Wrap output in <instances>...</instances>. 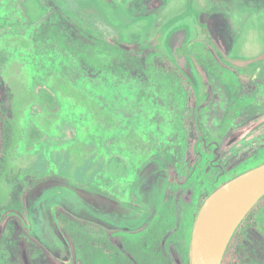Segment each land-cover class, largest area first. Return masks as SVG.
<instances>
[{
  "label": "rangeland",
  "instance_id": "obj_1",
  "mask_svg": "<svg viewBox=\"0 0 264 264\" xmlns=\"http://www.w3.org/2000/svg\"><path fill=\"white\" fill-rule=\"evenodd\" d=\"M187 12L200 30L198 48H187L208 88L197 108L199 163L184 181L185 147L199 137L187 125L194 92L163 59L160 40ZM215 52L240 79L243 104L229 122L235 92ZM5 119L14 122L2 179L9 201L0 207V264H190L203 186L210 191L264 161V0H0V154ZM115 155L127 165L118 177L109 174ZM152 164L167 181L143 229L96 227L60 211L69 257L30 234L26 198L39 183L75 184L74 172L86 166L93 182L77 186L101 194L106 187L114 192L108 197L147 211L128 202L135 176ZM241 249L245 264H264L260 232L247 230Z\"/></svg>",
  "mask_w": 264,
  "mask_h": 264
},
{
  "label": "water",
  "instance_id": "obj_2",
  "mask_svg": "<svg viewBox=\"0 0 264 264\" xmlns=\"http://www.w3.org/2000/svg\"><path fill=\"white\" fill-rule=\"evenodd\" d=\"M199 36L197 19L193 12H187L166 27L160 46L192 83L198 98L202 99L205 92L204 79L187 48ZM159 166H147L137 181L135 195L148 205L147 211L65 181L46 180L39 183L29 191L26 198L30 234L55 255H71L57 221V205L75 217L110 230L143 229L154 218L164 193L167 175ZM263 196L264 163L211 193L202 205L194 225L191 264H222L236 230Z\"/></svg>",
  "mask_w": 264,
  "mask_h": 264
},
{
  "label": "trees",
  "instance_id": "obj_3",
  "mask_svg": "<svg viewBox=\"0 0 264 264\" xmlns=\"http://www.w3.org/2000/svg\"><path fill=\"white\" fill-rule=\"evenodd\" d=\"M199 44L200 43L197 41V42L193 43L192 45H193V47L197 46V48H198ZM190 53H191V51H190ZM161 54H162L163 59H165L169 64L174 65L179 70V68L173 63V61L163 51H161ZM191 55L193 56V58L196 61L194 54L191 53ZM215 59L222 66V68H221V70H223L222 73L228 72L230 74L231 80L233 82L235 96H238L240 93V79H239V77L236 74L231 73L230 70L228 69V67H226L224 64L221 63L217 53L215 54ZM185 79H186L187 83L191 86V83L189 82V80L186 77H185ZM46 95H49V93L47 92ZM46 97H48V96H46ZM47 101H48V103L51 104L50 100L47 99ZM197 102L199 103L198 100H197ZM192 114L196 118V116H195L196 112L192 111ZM193 116H191L192 120L194 119ZM13 120L10 121V119H5L4 127H3V131L5 134V140H4V145H3V148H2V151L0 154V207L9 201L7 194H6V191L3 187L2 179L5 176V174L7 173V171H8L7 169L9 167V163H10L9 162V153H10L11 148H12L11 147L12 143H10V141L12 140V134H13V122H14ZM16 121H17V118H15V122ZM263 163H264V161L256 164L255 167L259 166ZM87 172H88V168L86 166H83V167L81 166L74 172L75 180L77 182V183H75L76 185L81 186V185H86V184H90L93 182V180L91 179L92 177L91 178L88 177ZM220 186H221V184H219L218 186H216L215 188L210 190L209 193H207V194L209 195L210 193L214 192ZM60 211H63L67 214H70L67 211H65L62 207L57 205L56 206L57 215L59 214ZM21 222H22L24 227L28 224V219L26 218V210L24 212V215H22V217H21ZM89 223L95 225L96 227H101L98 224H95L92 222H89ZM250 229H254V230H256V231H258L264 235V196L255 205V207L249 212V214L246 216V218L243 220V222L240 224V226L236 230V232H235L234 236L232 237V240L228 246V249L225 253L222 264H245L244 257L242 255L241 245H242L243 241L245 240L247 230H250Z\"/></svg>",
  "mask_w": 264,
  "mask_h": 264
},
{
  "label": "flooded vegetation",
  "instance_id": "obj_4",
  "mask_svg": "<svg viewBox=\"0 0 264 264\" xmlns=\"http://www.w3.org/2000/svg\"><path fill=\"white\" fill-rule=\"evenodd\" d=\"M182 54H183V52H182ZM197 66H198V68H199V70H200V72H201V74L203 76V79H204L205 92H204L203 98L199 99L198 96L196 95L195 91H194L192 83L189 81L191 83V86L189 84H188V86L193 89V92H194V103H195V108H193L191 110V116H193L192 111H195L196 112V115H195L196 118L193 116L194 119L192 120V122L187 123V125H188L189 128H190V125H191L192 129L194 128V130L199 133L198 134L199 137H198V140H192V142H191L192 144H190L189 147H185V148H187V154H188L187 158L185 160L187 168L183 169L181 171V173H180V174L183 175V178L181 180H184V181H185L186 178L191 177V174L193 172H195V170L197 169V166H198V163H199V159H200V147H198V146L201 144V140H202V137H203L202 129L199 127L198 121H197V108L204 103L205 95H206V91H207L208 86H207V83H206V80H205V76H204L201 68L199 67L198 64H197ZM220 68H222V67H220ZM231 83L233 84L232 80H231ZM197 100L199 101V103L197 102ZM242 104L243 103H242V101H239L238 96H235V100L231 104V106L229 108V111L227 113V116L229 115V117L226 118L227 122H229L233 118V116H237L238 115L239 108L242 106ZM187 131L190 132L191 129H188ZM117 156L118 155H115L114 157H112L113 159L109 163V170H110L109 174L111 176H115V177L121 176L123 173H125L127 171V165H126L125 160L119 159V157H117ZM190 157L193 158L192 162H187V161H189ZM249 170H250V168H247L245 170L232 173L228 178L224 179L220 183L221 186L226 184L227 182L231 181L232 179L238 177L239 175L249 171ZM171 178L169 179L167 184L170 183L172 185V181H171L172 179ZM179 179H180L179 177L174 178L173 179L174 183H176V181L178 183ZM137 181H138V176H135V180H134V184H133V188H132L133 201L128 202V204H132V205H135V206L139 205L138 207L143 208L142 205H147V204L144 201L138 199L136 197V195H135V189H136ZM103 190H105L102 193L104 195L111 196L112 194H114V192L111 191L110 189H109V191H107L106 187H104ZM202 193H203L202 194V199H201V202L199 204V209H198V212H197V215H196V219L198 217L199 211H200L202 205L204 204L206 198L211 194V193L209 195L207 194V193H209V190L205 186H203ZM114 198L117 199V200H120V197L118 198V195H116V194H115ZM196 219L194 221V225H195ZM194 225H193L192 233H191V244H192V234H193ZM190 260H191V245H190ZM190 264H191V261H190Z\"/></svg>",
  "mask_w": 264,
  "mask_h": 264
}]
</instances>
